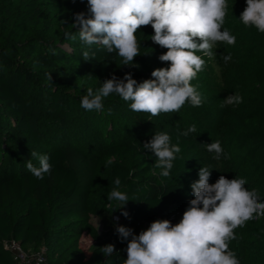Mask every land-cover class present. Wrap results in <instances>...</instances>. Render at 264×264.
I'll use <instances>...</instances> for the list:
<instances>
[{
  "label": "trees",
  "instance_id": "obj_1",
  "mask_svg": "<svg viewBox=\"0 0 264 264\" xmlns=\"http://www.w3.org/2000/svg\"><path fill=\"white\" fill-rule=\"evenodd\" d=\"M55 2L75 7V0ZM44 11L41 0L0 1V264H14L3 244L8 238L25 249L44 246V264H123L127 241L100 235L90 215L117 212L134 231L157 219L178 223L193 197L186 159L209 144L200 129L203 118L188 104L178 113L160 114L171 122L166 132L171 143L181 148L170 176H162L154 154L143 148L155 133L123 137L124 125L137 114L130 102L110 95L104 98L102 111H88L81 107L84 95L68 92L58 80L75 63L90 67L94 92L113 75L123 78L131 72L138 82L151 78L155 68L169 66L158 59L167 49L152 41V27L138 30L140 55L135 57L136 66H126L120 65L115 52L83 44L71 20L56 37L47 38L42 32ZM85 50L94 58L83 59ZM261 99L263 114L253 119L241 147L247 149L246 156L259 161L256 172L264 176V93ZM192 125L194 133L181 134ZM31 151L50 158L51 173L42 180L25 166L29 159L38 166ZM108 159L113 160L110 166ZM117 177L119 190L129 197L125 208L130 218L109 207L107 196ZM82 232L96 243L89 255L79 244ZM109 243L115 245V253L105 257L99 249Z\"/></svg>",
  "mask_w": 264,
  "mask_h": 264
},
{
  "label": "clouds",
  "instance_id": "obj_2",
  "mask_svg": "<svg viewBox=\"0 0 264 264\" xmlns=\"http://www.w3.org/2000/svg\"><path fill=\"white\" fill-rule=\"evenodd\" d=\"M227 8V0H87V14L75 13L72 23L79 29L83 44L100 45L108 53L115 52L120 65L134 67L141 48L136 33L142 26L150 25L154 30L152 41L167 49L158 59L169 66L155 68L151 78L142 82L131 72L123 78L113 75L96 92L89 87L81 98V107L102 111L103 100L110 95L130 102L133 112L151 116L178 113L186 103L201 106L202 97L191 83L205 66V60L197 53L213 58L217 42L235 44L236 37L226 29L221 30ZM239 19L245 26H254L264 33V0H246ZM82 57L90 60L94 53L90 55L85 50ZM230 58L225 56V62ZM242 102L241 95L230 94L222 107ZM195 131L192 125L181 134L188 136ZM206 147L208 152L216 154V160L221 158L223 149L218 140ZM143 148L154 154L160 174L169 177L180 146L171 143L168 133L158 132ZM30 156L38 160V166L31 159L25 166L35 178L42 180L51 173L49 156L36 151H31ZM112 164V159L106 161V165ZM210 175V168L200 167L199 178L191 184L194 198L176 224L169 219H157L137 235L130 227L114 222L119 239L127 241V258L123 264H240L229 242L236 239L234 230L246 221L264 217V202H259L255 190L245 187L244 178L228 179L221 175L215 183H210ZM114 184L116 187L107 196L109 207L112 211L121 210L125 218H130L125 208L129 197L119 190V177ZM99 251L105 257H112L115 245L106 244Z\"/></svg>",
  "mask_w": 264,
  "mask_h": 264
},
{
  "label": "rangeland",
  "instance_id": "obj_3",
  "mask_svg": "<svg viewBox=\"0 0 264 264\" xmlns=\"http://www.w3.org/2000/svg\"><path fill=\"white\" fill-rule=\"evenodd\" d=\"M3 1V0H0ZM18 3L20 0H13ZM245 1V0H243ZM235 2L227 0V14L221 30H228L236 37L234 45L217 42L213 48V58L197 53L205 60L203 71L197 74L191 83L202 97V105L191 109L199 112L203 118L200 127L208 143L219 141L223 154L216 160L214 152L202 149L186 159L192 172L190 179L197 180L200 167L211 169L210 183L224 175L228 179L244 178L245 187L255 190L259 202H264V176L256 168L259 161L246 156L247 149L241 147L242 136L251 130L253 119L263 114L262 95L264 93V33L254 26H245L239 19L240 13L246 7H238ZM44 8L43 34L50 39L56 37L64 28L67 21L74 20V14L87 12V0H75V7L59 6L55 0H41ZM238 7V10L235 9ZM231 58L225 62L224 57ZM59 82L68 92H78L86 95L87 89L92 88L90 67L75 63L58 76ZM230 94H239L243 102L235 106H223L224 99ZM169 121L160 115L151 116L148 113H137L129 123L125 124V134L147 136L150 133L167 132ZM184 123V122H183ZM185 125V124H183ZM184 129L185 127L182 126ZM187 130V129H186ZM194 198V195L193 197ZM95 203L100 204L97 199ZM169 215V212H167ZM119 217V220H116ZM90 222L100 235L118 236L115 223L130 226V222L117 212H103L90 215ZM99 222V223H98ZM115 222V223H114ZM151 222H144L136 226L135 234L147 229ZM236 239L229 242L230 250L239 254L244 264H264V217L246 221L234 230ZM79 244L86 255L95 247V241L85 232L81 233Z\"/></svg>",
  "mask_w": 264,
  "mask_h": 264
},
{
  "label": "built area",
  "instance_id": "obj_4",
  "mask_svg": "<svg viewBox=\"0 0 264 264\" xmlns=\"http://www.w3.org/2000/svg\"><path fill=\"white\" fill-rule=\"evenodd\" d=\"M4 247L10 253L14 264H44L46 261V248L25 249L20 242L8 238L3 240Z\"/></svg>",
  "mask_w": 264,
  "mask_h": 264
}]
</instances>
